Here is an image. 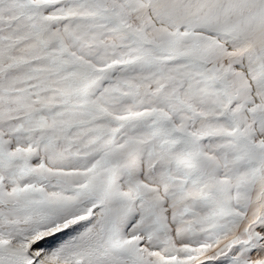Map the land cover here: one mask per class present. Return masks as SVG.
<instances>
[{
  "label": "snow or ice",
  "instance_id": "obj_1",
  "mask_svg": "<svg viewBox=\"0 0 264 264\" xmlns=\"http://www.w3.org/2000/svg\"><path fill=\"white\" fill-rule=\"evenodd\" d=\"M0 264H264V0H0Z\"/></svg>",
  "mask_w": 264,
  "mask_h": 264
}]
</instances>
